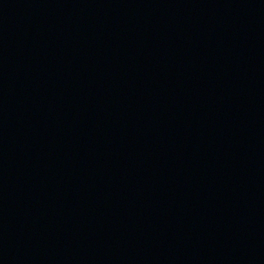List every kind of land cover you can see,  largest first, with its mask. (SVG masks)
Masks as SVG:
<instances>
[{
  "label": "water",
  "instance_id": "95a60500",
  "mask_svg": "<svg viewBox=\"0 0 264 264\" xmlns=\"http://www.w3.org/2000/svg\"><path fill=\"white\" fill-rule=\"evenodd\" d=\"M0 264H264V0H0Z\"/></svg>",
  "mask_w": 264,
  "mask_h": 264
}]
</instances>
